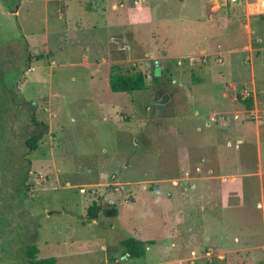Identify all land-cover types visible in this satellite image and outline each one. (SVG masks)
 Returning a JSON list of instances; mask_svg holds the SVG:
<instances>
[{
	"label": "rangeland",
	"instance_id": "obj_1",
	"mask_svg": "<svg viewBox=\"0 0 264 264\" xmlns=\"http://www.w3.org/2000/svg\"><path fill=\"white\" fill-rule=\"evenodd\" d=\"M113 1L20 0L13 15L0 0V264H28L31 244L39 260L55 258L56 264H210L206 253L215 261L219 255L211 236L221 215L254 213L261 227L259 173L238 172L221 153L227 141L219 124L209 125L217 129L207 140L211 115L202 117L238 111L241 121L252 120L244 103L253 100L248 60L240 72L214 61V76L205 78L189 59L177 58L210 48L202 6L214 16L213 3L153 0L154 21L129 19L109 29ZM259 5L260 16L250 21L259 26L264 46V0ZM166 6L169 12L158 9ZM116 34L124 44L111 40ZM125 45L114 64L144 73L147 88L114 93L109 56ZM167 47L175 58H160L157 50ZM19 49L29 54L30 69L13 86L11 58ZM263 60L255 64L259 90ZM222 115L227 122L235 116ZM193 122L205 130L196 132ZM35 134L41 140L30 152L26 140ZM231 145L227 151H234ZM93 203L115 208L117 216L88 219ZM131 238L153 244L132 258L121 246Z\"/></svg>",
	"mask_w": 264,
	"mask_h": 264
},
{
	"label": "crops",
	"instance_id": "obj_2",
	"mask_svg": "<svg viewBox=\"0 0 264 264\" xmlns=\"http://www.w3.org/2000/svg\"><path fill=\"white\" fill-rule=\"evenodd\" d=\"M153 0H116L112 2L110 16V24L108 26L109 29H112L111 26L115 28H120L126 25L129 22V19H133L135 21H154L157 15H154L157 12V9L154 10L152 2ZM171 0H166L165 2H170ZM184 0H180L182 2ZM208 1L209 0H203ZM183 3V2H182ZM204 3V2H203ZM253 9L250 11L247 5L234 6V8H222L219 11H211L214 13V16L210 15L207 11V7L202 6V11L205 13V17L210 21V33L206 36V40L210 43V48L203 49L201 54L198 56L193 55L191 52L187 54H182V56L177 57L187 59L193 58L195 62L190 64L192 70L199 76L211 78L214 76V65L215 61L217 64L223 66L228 63V67L237 70L240 72L242 68H244V59L248 60V64L250 65V70L252 73V94H253V109L249 111V116H252V120L249 122H243L240 119L235 120L232 119L225 125L216 126L220 132V135H223L227 141L223 149H221L222 155L227 154L228 157L231 158L236 164V169L238 172L248 171L252 169L259 173V197L260 203H258L259 207H264V90H259L256 79H255V64L257 60L264 59V46L263 40L261 38V34L259 33V26H253L250 21L251 17L260 16L259 14V4L260 0L253 1ZM166 9H160L162 12H169L171 10V6H166ZM174 9V8H173ZM232 15L237 19H232L229 17ZM261 19V18H260ZM262 20V19H261ZM258 24V23H257ZM256 24V25H257ZM241 33L243 37V41L240 38ZM113 42L123 41V35L116 34L111 39ZM229 43L230 47L228 49L223 48V43ZM168 42V41H167ZM124 44V41L122 42ZM216 45L215 47H211ZM242 45V46H241ZM236 46H241L240 50ZM126 48V45L123 48H118L116 46L115 49L111 51V55L109 56L111 60H109V65L114 64L113 56H117V52H122ZM224 49V50H223ZM160 58L164 60H170L174 57L167 48H163L162 50H157ZM245 53V58H241L240 55ZM173 56V57H172ZM156 57V56H155ZM154 57V58H155ZM176 57V56H175ZM174 57V58H175ZM176 58V59H177ZM204 60V61H202ZM262 65L264 64V60L262 61ZM178 63V62H177ZM110 74V72H109ZM238 86L233 85V91H237ZM257 92L261 94L260 98H257ZM223 97L228 99L229 94L224 92ZM236 97H232V102L236 101ZM231 106L234 105L231 103ZM238 112V111H237ZM236 111H220V112H203L202 117H206L207 115H222V114H236ZM246 110H243V114ZM207 113V114H206ZM202 115V114H201ZM196 117H200V114L195 113ZM191 131L192 122L189 121ZM195 127V131L199 132L203 129L201 123L197 124V122H193ZM210 123L207 121L205 126L210 128ZM205 127V128H206ZM212 128V127H211ZM214 128V127H213ZM206 130V138L208 140V135L212 136L215 134V130ZM210 139V137H209ZM235 139V142H233ZM212 140V139H211ZM210 141V140H209ZM234 144V151H227L228 148H232L231 144ZM246 153L249 157H246ZM251 157L254 159L251 161ZM247 158V160H243ZM243 191V188L242 190ZM245 191V190H244ZM242 193V192H241ZM229 200L226 201L228 203ZM238 203L242 204V201L239 199ZM243 217H223L221 215V224H218L215 227V231L212 232L211 240L213 241V235L216 236L214 239L216 243H218L217 251L219 253L218 257L213 260V256H206L210 264L216 262V264L226 263L233 264L237 262L238 264H261L263 259L261 256L264 254V244L261 241V237H264V211L263 215L260 216V220L262 221L261 227L257 229L258 223H255V214L247 213L243 214ZM262 217V218H261ZM190 230V229H189ZM189 232H192L191 230ZM210 240V241H211ZM231 243V249L228 242ZM180 247L185 249V245L181 244ZM194 247V245H192ZM191 247V248H192ZM190 248V247H189ZM220 260V262H219Z\"/></svg>",
	"mask_w": 264,
	"mask_h": 264
},
{
	"label": "trees",
	"instance_id": "obj_3",
	"mask_svg": "<svg viewBox=\"0 0 264 264\" xmlns=\"http://www.w3.org/2000/svg\"><path fill=\"white\" fill-rule=\"evenodd\" d=\"M261 19L264 21V15L261 16ZM146 79L145 74L137 69L125 71L121 65L113 64L110 68L109 87L114 93H133L147 88ZM194 82L198 83L199 81L195 79ZM244 103L247 111H252L253 100L248 99ZM40 140L41 136L36 134L26 140V145L30 152L37 149ZM117 213L118 211L115 208L108 210L102 208L98 203H93L87 210V218L90 220H96L100 216L116 217ZM152 244L153 241H142L135 238L125 239L121 242V246L125 250V255L129 254L132 258H140L144 256L147 246ZM38 254L39 249L37 246L34 244L29 245L27 249L28 264H56L55 258L39 260Z\"/></svg>",
	"mask_w": 264,
	"mask_h": 264
},
{
	"label": "flooded vegetation",
	"instance_id": "obj_4",
	"mask_svg": "<svg viewBox=\"0 0 264 264\" xmlns=\"http://www.w3.org/2000/svg\"><path fill=\"white\" fill-rule=\"evenodd\" d=\"M6 7L8 8L9 12L13 15H17V12L19 10V6H20V0L16 3H12V0H4ZM13 56L11 58V63H12V67L13 70L11 72H13L16 75V78H14V82L12 83L13 86L15 85V80L19 79L21 76H25L27 74V72L30 69V66L28 65L29 63V54H26L25 51L23 50H16L15 52H12ZM23 63H21V62ZM20 65V66H19ZM21 67V69H19ZM6 79H4L3 81H5ZM6 84V83H4ZM18 88V87H17Z\"/></svg>",
	"mask_w": 264,
	"mask_h": 264
},
{
	"label": "built area",
	"instance_id": "obj_5",
	"mask_svg": "<svg viewBox=\"0 0 264 264\" xmlns=\"http://www.w3.org/2000/svg\"><path fill=\"white\" fill-rule=\"evenodd\" d=\"M210 3L212 2L213 5H212V10L214 11H219L221 10L222 8H234V6H240V5H247L248 6V9L251 11L253 9V1L254 0H209ZM190 60V63H194L195 62V59L193 58H187ZM204 61V60H202ZM178 65L181 64V61H178L177 63ZM234 119L235 120H238L239 119V116L235 115L234 116ZM229 119L226 117V116H223V115H211L209 117V123L210 124H219V125H225L227 124ZM207 256L208 257H211V253L210 251L207 253Z\"/></svg>",
	"mask_w": 264,
	"mask_h": 264
},
{
	"label": "water",
	"instance_id": "obj_6",
	"mask_svg": "<svg viewBox=\"0 0 264 264\" xmlns=\"http://www.w3.org/2000/svg\"><path fill=\"white\" fill-rule=\"evenodd\" d=\"M162 74V69L160 67L159 64L156 65V68H155V71H154V76L157 78V77H160Z\"/></svg>",
	"mask_w": 264,
	"mask_h": 264
}]
</instances>
